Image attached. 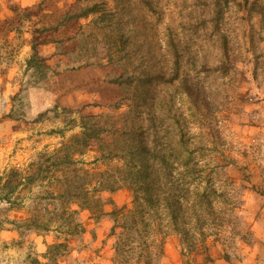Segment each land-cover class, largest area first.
<instances>
[{
  "label": "rangeland",
  "instance_id": "374dc122",
  "mask_svg": "<svg viewBox=\"0 0 264 264\" xmlns=\"http://www.w3.org/2000/svg\"><path fill=\"white\" fill-rule=\"evenodd\" d=\"M95 1L102 6L101 1H106V10L112 11L104 20L95 14L77 16L87 4L81 0H0V176L14 167L32 171L43 153H53L80 135L81 127L73 126V119L78 122L84 114L113 111L107 106L124 96L133 106L134 96L110 79L125 66L139 75L145 72L147 84L138 92V101L147 99L153 107L146 108L144 115L157 116L171 147L176 146L180 131L176 120L181 119L193 137L190 146L207 147L201 157L206 173L213 170L212 177L225 189L234 191L236 186L243 191L238 212L253 232L249 242L235 241L236 254L230 261L220 255L221 245L209 238L212 262L202 254L182 255L178 236L170 235L166 260L264 264L253 258L255 248L260 255L264 251L253 230L258 222V232L264 236V80L259 85L253 78L254 54L245 36L247 13L231 0L226 7L222 32L229 35L232 65L222 55L211 22V0ZM33 44L50 65L45 78L28 68ZM177 64L182 65L180 78L175 74ZM184 78L193 87L194 98L184 88ZM128 108L124 104L119 111ZM11 112L16 117L9 116ZM43 112H47L43 120H36ZM97 155L98 145L93 142L75 157L86 169H105L92 162ZM57 189L52 176L22 189L21 203L0 200V264H33L36 257L46 261L41 255L48 244L63 240L56 224L43 231L35 222L20 230L7 223V219L44 218L43 196ZM103 197L113 199L105 206L111 211L130 204L132 191L123 188ZM80 218L87 230L71 238L60 264H115L114 238L109 236L112 218L96 221L88 211H82Z\"/></svg>",
  "mask_w": 264,
  "mask_h": 264
},
{
  "label": "trees",
  "instance_id": "16d2710c",
  "mask_svg": "<svg viewBox=\"0 0 264 264\" xmlns=\"http://www.w3.org/2000/svg\"><path fill=\"white\" fill-rule=\"evenodd\" d=\"M231 1L249 17L245 36L249 51L254 54L251 59L253 78L261 85L264 80V0ZM81 2L87 4L80 7L79 17L95 14L104 20L106 14L112 13L106 10V1H101L103 6L94 0ZM211 5L214 13L211 22L218 32L222 55L233 65L229 56V35L222 32L230 0H211ZM32 48L28 68L36 69L42 74L41 78H45L50 65L40 56L38 45L33 44ZM223 62L221 60V64ZM181 69L182 65L177 64L175 74L178 78ZM136 72L125 66L120 74L110 79L134 96L135 106L126 103L124 96L107 106L113 111L84 114L78 122L73 119V126L81 127L80 135L53 153H43L32 165L36 164L32 171L26 173L14 167L0 176V200L11 205L21 203L22 189L32 187L43 178L53 176L58 183L56 191H47L43 196L46 200L42 207L44 218L35 216L36 219L31 221L27 218L7 219V223L15 225L18 230L35 222L39 230L49 231L56 224L63 235L62 241L48 244L46 252L41 255L46 261L36 257L33 264H60V259L70 249L71 238L83 235L87 230L80 218L82 211H88L96 221L106 216L112 218L109 236L114 238L115 264H174L166 260V240L174 234L180 240L182 255L202 254L208 262L214 260L209 238L214 245H221L220 255L227 261L236 254L234 244L237 239L249 242L248 237L253 232L247 229L246 221L238 212L244 202L243 191L236 186L234 191L225 189L212 177L213 170L206 173L201 157L207 147L190 146L193 137L185 131L180 118L176 120L180 126L175 135L176 146L165 143L157 116L150 112L144 115L146 108L152 111L153 104L144 99L142 109L138 101V92L146 86L148 75ZM158 76L165 78L163 74ZM188 83L184 78L183 86L190 98H194L193 87ZM124 104L129 108L120 112ZM46 113H40L36 120H43ZM9 116L16 117L12 112ZM93 142L98 145L99 155L92 162L105 165V169L91 171L78 165L75 156L84 153ZM123 188L132 191L130 204L105 210L113 199H104L103 194L112 195ZM188 264H194L193 260Z\"/></svg>",
  "mask_w": 264,
  "mask_h": 264
},
{
  "label": "crops",
  "instance_id": "0c3cea01",
  "mask_svg": "<svg viewBox=\"0 0 264 264\" xmlns=\"http://www.w3.org/2000/svg\"><path fill=\"white\" fill-rule=\"evenodd\" d=\"M258 229L259 223L257 222L253 225V230L256 232L255 234L257 235V242L261 243L264 246V236H262V234H259ZM253 258H255L256 261L264 263V251H262V255H260L258 253V250L255 248L253 252Z\"/></svg>",
  "mask_w": 264,
  "mask_h": 264
}]
</instances>
